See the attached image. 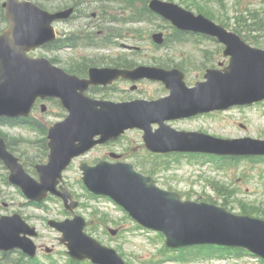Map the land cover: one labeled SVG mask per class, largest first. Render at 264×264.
<instances>
[{
    "label": "water",
    "instance_id": "1",
    "mask_svg": "<svg viewBox=\"0 0 264 264\" xmlns=\"http://www.w3.org/2000/svg\"><path fill=\"white\" fill-rule=\"evenodd\" d=\"M149 6L180 29L216 36L226 45L224 54L231 56L229 66L223 71L208 70L207 81L198 82L193 88L186 85L179 69L155 66L133 70L94 67L89 71L90 78L82 79L45 58L34 59L27 54L28 50L53 40V21L68 18L73 9L51 13L30 1L8 0L10 28L0 35V118L28 115L39 96L59 97L69 110L65 120L49 128V160L36 165L39 180L25 170L0 136V159L10 169L9 181L31 200L42 202L52 192L74 211L78 201L69 203V189H57L63 170L74 157L96 144L117 139L128 128L143 129L146 146L155 152L264 154V141L220 139L178 131L166 124V120L264 99V50L249 46L238 34L174 2L151 0ZM154 39L162 43L163 34H155ZM120 76L162 80L170 95L157 100L116 103L85 94L91 84H107ZM154 123L160 125L155 131ZM80 168L91 191L110 196L144 226L163 231L170 247L213 243L245 247L264 257L262 219L234 214L216 204L183 201L178 192L158 187L153 177L137 172L131 163L101 160L94 166L83 162ZM49 223L63 232L60 240L74 258H89L98 264H126L115 249L85 233L86 221L82 216ZM35 235V227L20 214L0 217V249L20 247L34 256L37 247L30 236Z\"/></svg>",
    "mask_w": 264,
    "mask_h": 264
},
{
    "label": "rangeland",
    "instance_id": "2",
    "mask_svg": "<svg viewBox=\"0 0 264 264\" xmlns=\"http://www.w3.org/2000/svg\"><path fill=\"white\" fill-rule=\"evenodd\" d=\"M175 1L189 4L195 12L200 10V12L209 14L218 23H225L233 28L234 25H238L245 30V34L249 36L248 39L254 41L258 47L264 48V0ZM121 5H123L121 1L110 3V6L115 8ZM247 15L250 18H247ZM252 18L256 20V25H252L254 21ZM86 23L84 19H77L69 23H58L56 28L58 34H65L73 28L80 31ZM114 27L120 28L119 25ZM135 28H138L141 33V40L136 42L121 39L120 43L141 46L139 57L142 64L156 63L153 61L159 58H174V63L179 62L185 68L189 83L193 84L196 80L203 79L205 68L212 67L209 64L211 58H214V67H220V61L225 60L223 66L228 63V58L223 56L222 51H218L219 46L221 50L223 49L222 45L215 40L197 43V46L194 43H171L174 45L169 49H157L153 45L151 34L160 30L166 34L171 33L170 26V30L148 24L134 25ZM191 40L195 41L196 37H191ZM196 47L207 49L201 51ZM127 52L129 51L121 45L118 47L111 45L108 48L86 47L77 50L64 49L59 52L38 49L31 55L54 57L58 60L55 61L57 64L64 66L69 59L94 58L96 62L103 63L101 62L102 57L127 54ZM186 56L189 57L187 62ZM118 86L120 90L110 91L111 94L107 95L109 99L114 101L138 97L151 99L168 93L161 83L152 81L141 82L138 89L134 91H131L130 84L120 83ZM65 114L66 111L62 107L51 102L48 103L46 112L41 114L40 111V119L50 125L64 118ZM168 123L178 130H196L222 138L249 136L264 139V101L252 106H234L227 110L205 113L200 117L179 119ZM0 131L12 139H18L17 149L25 157L32 158L35 163L42 159V154L38 158L41 143L37 142L43 138L41 134L25 127L9 128L1 125ZM142 135V130H128L121 141L97 147L85 156L76 159L64 173L68 187L73 191L75 198L80 200L77 213L86 217L89 223L87 232L103 244L114 247L129 264H264L256 256L244 251H236L237 255H231L230 261L226 263L216 262L203 254H194L191 251L184 253L187 259H182V256L176 257L175 253L164 247V239L158 237L156 232L139 228L136 222L129 219L127 214L109 199L93 198L89 194L81 179L80 161L93 162L114 151L123 153V160L132 162L138 171L154 176L159 186L180 192L184 199L224 205L222 204L225 202L224 197L218 190L224 192L222 187H227L232 190L230 199L228 198L229 205H226L230 210L241 213L242 206H246L250 213L264 218V156L230 157L231 153H227L225 162H214L207 157L188 158L186 153H168L165 156H157L152 155L153 153L146 149ZM46 160L47 157H44L43 161ZM219 163H222V166H219ZM30 172L35 175L32 171ZM6 173L7 170L0 165V215L19 212L32 225L37 226L39 237L35 241L40 247L37 257L42 264H50L51 260L57 264H71L66 246L59 241L60 234L47 223L50 218L63 219L65 217L62 200L57 197L48 198L43 207L26 204L27 200L22 193L1 179ZM215 186H218L217 190ZM3 202L7 203V206H3ZM103 225L117 228L119 231L112 236L109 232H104ZM205 249L202 248L201 251ZM9 255L18 257L15 253ZM0 256H2L1 252ZM83 264L89 263L84 262Z\"/></svg>",
    "mask_w": 264,
    "mask_h": 264
},
{
    "label": "trees",
    "instance_id": "3",
    "mask_svg": "<svg viewBox=\"0 0 264 264\" xmlns=\"http://www.w3.org/2000/svg\"><path fill=\"white\" fill-rule=\"evenodd\" d=\"M0 17L2 18V20L5 19L4 17V11H3V8L2 6L0 5ZM179 32V31H178ZM178 36L179 38L181 39H185L186 38V35L185 34H182V33H178ZM78 42V38L74 35H71V36H68V37H65V38H60L58 39L52 46L53 47H56V48H61V47H64L68 44H71V45H75L77 44ZM129 62L128 60H121V59H117L114 61V63L116 64H119V65H125L127 66L125 63ZM128 64V63H127ZM25 122L33 129H36V130H39L42 134H45L46 131H47V126L46 124L42 123L41 121H37L33 118H30V121L27 122V120H25ZM39 142L41 143V151L40 153L38 154V158L41 157V154H42V157L44 155H46L47 153V145H46V139L45 138H42L41 140H39ZM11 149L12 150H16L15 147L11 146ZM218 188V187H217ZM224 189V187H222ZM231 193H232V190H227L225 193H223V197L225 199V201H228V198L231 196ZM227 202H225L226 204ZM243 212L245 213H249V211L247 209L243 210ZM22 257H17V258H8V257H4L2 259H0V264H30L32 262H37L35 260H31V259H25V255H23L22 253H20ZM6 256V255H5ZM72 262L74 263V261L72 260Z\"/></svg>",
    "mask_w": 264,
    "mask_h": 264
}]
</instances>
